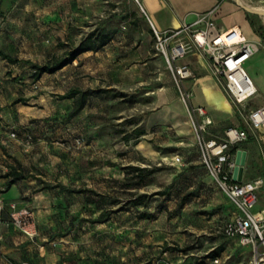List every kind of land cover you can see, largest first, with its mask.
<instances>
[{
  "label": "crops",
  "instance_id": "obj_1",
  "mask_svg": "<svg viewBox=\"0 0 264 264\" xmlns=\"http://www.w3.org/2000/svg\"><path fill=\"white\" fill-rule=\"evenodd\" d=\"M241 1L264 8V0ZM209 11H214L219 28H237L248 40L264 41L251 25L249 13L235 0H0V51L18 59L12 63L0 55V200L33 213L30 236L9 224L8 211L4 213L0 264H143L144 250L156 251L147 254V262L159 255L162 242L155 234H150L149 242H119L118 252H112V242L103 237L125 230L114 221L121 210L117 207L127 201L117 196L115 185L135 191L136 187L126 185L132 176L127 168L150 169L159 159V151L143 139L160 138V147L172 149L171 137L192 132L165 60L152 48L153 29H177ZM259 18L264 26V18ZM99 37L106 40L101 48L77 51L83 42L94 43ZM52 57L67 59L66 64L35 79L31 63L44 64ZM179 63L193 73L183 81L192 104L203 107L213 120L209 137L223 139L230 127L245 129L247 139L237 144L247 152L244 174L258 167L257 158L264 170V129L246 125L204 56L191 53ZM244 69L256 86L258 108L264 107V47L246 61ZM73 89L93 94L68 117L79 96H62ZM128 100L140 107H129L136 114L125 116L124 107L118 105ZM110 118L122 128L113 130ZM131 118L137 123L121 126ZM137 128L143 130L137 145L122 139ZM78 137L84 145L75 148ZM193 165L203 167L199 152ZM262 175L264 171L250 172L244 180ZM59 185L92 190L119 203L102 204L98 195L70 192ZM104 210L109 217L96 221ZM209 250L216 254L209 252L199 264L224 263L223 248Z\"/></svg>",
  "mask_w": 264,
  "mask_h": 264
},
{
  "label": "built area",
  "instance_id": "obj_2",
  "mask_svg": "<svg viewBox=\"0 0 264 264\" xmlns=\"http://www.w3.org/2000/svg\"><path fill=\"white\" fill-rule=\"evenodd\" d=\"M213 13L198 14L193 23L183 24L177 29H153L154 45L158 54L163 56L179 98L187 108L199 161L211 181L233 205L234 210L223 228V235L249 249L251 259L248 264H264V209L258 210L260 193L264 190V175L249 181L244 180V175L242 182L232 180L236 166V151L232 147L245 141L247 132L242 128L230 127L225 130L223 139L209 137L212 118L203 107L192 104V94L183 86V81L193 77V73L179 60L191 53L201 54L208 60L213 76L246 125L252 130L264 129V107L244 114L245 104L257 94L244 64L258 51L259 44L246 39L237 28H219ZM11 136L15 137L16 134L11 133ZM83 145L84 140L79 137L73 142L75 148ZM171 164H181V158L172 157ZM6 211L8 223L30 236L28 226L33 218L32 211L18 207L15 202L0 200V226L5 221ZM214 263H219V260L214 259Z\"/></svg>",
  "mask_w": 264,
  "mask_h": 264
},
{
  "label": "rangeland",
  "instance_id": "obj_3",
  "mask_svg": "<svg viewBox=\"0 0 264 264\" xmlns=\"http://www.w3.org/2000/svg\"><path fill=\"white\" fill-rule=\"evenodd\" d=\"M246 5L256 8L260 7L258 4H253V2H249ZM249 15L252 16L251 18L256 26L262 25V19L259 17L264 18V16L250 13ZM261 44H259V48L264 47V41ZM152 48L155 49L154 44ZM175 88L177 90L176 86ZM118 106L124 107L125 116L136 114L134 110L129 111V107H140L138 104L134 105L131 100ZM259 106V99L254 97L245 104L244 114L248 115ZM111 118L108 120V124L113 130H120L122 127ZM105 122L103 121L102 123ZM171 138H173L175 146L172 149L160 147L159 143L162 140L160 138L148 137L143 139L159 151V159L152 162L150 169H147L157 171L152 176L145 177L142 185H136L135 191L130 190L131 188H124L121 184L115 185L117 186L115 190L117 196L124 200L127 199V201L121 202L117 207V209L121 208V210L116 211L114 221L119 228L120 225L121 227H126L123 232L113 231L105 234L103 237L104 241L112 242L111 251L118 252L117 247L119 244L117 243L119 242L138 239H143V242H149L151 240L150 234H155V239L164 244L159 245L162 248H164L165 244H168L171 248L176 246L178 248H189L185 252L175 250L172 254V251L163 254L164 251L159 249V255H153V259L149 262L146 261L149 258L147 254L151 252L153 254L156 251L144 250V258L146 257V259L143 264H199L206 254L211 253L210 248L221 249V246L224 250L220 258V261L224 262L222 264H248L251 259L249 249L237 245V242H231L223 235V228L234 210L232 203L210 181L204 167L195 168L193 165L194 154L198 152L194 143L193 133L190 132L182 138L174 136ZM174 156L181 158V164H171V158ZM188 162L191 163L190 167H186ZM249 164L251 163L248 159ZM256 164H258L257 168L251 167L247 169L244 174L245 178L249 176L250 172L262 173L264 171L258 158ZM137 181V179H128L126 182L131 184V187ZM168 187H171V189L167 194H157L160 191L167 190ZM191 193H195V195L189 196ZM140 194H147L148 197L145 204L138 207L128 204L129 199H134ZM185 197L187 198L186 203L182 208H179L180 202ZM259 205L264 208V193H260ZM152 240H154V237ZM127 252L129 253L130 249H127Z\"/></svg>",
  "mask_w": 264,
  "mask_h": 264
},
{
  "label": "trees",
  "instance_id": "obj_4",
  "mask_svg": "<svg viewBox=\"0 0 264 264\" xmlns=\"http://www.w3.org/2000/svg\"><path fill=\"white\" fill-rule=\"evenodd\" d=\"M249 17H250L251 25L253 26L255 32L262 38V40H264V26L263 25L256 26L254 21L251 18L252 16L249 15ZM92 36H93V34H92ZM92 36L88 37V39H91ZM105 43H106V40L104 39V37H99L94 43H92L91 40H89L88 42H83L77 51L96 50L98 48H101ZM0 55L12 63L18 62V59H14L2 51H0ZM73 56H75V53L70 54V57H73ZM66 61H67V59H60L57 57H52L47 62H45L44 64L31 63V66L35 71L34 72L35 79H37L41 74H43L45 72H54V71L62 68L66 64ZM91 94H93V92H91V91H82L79 89H73V90H70L67 94L63 95L62 96L63 98H74V97H76V95L79 96L78 100H76V102H75V106H74L73 111L69 114L68 117H71L75 113L80 111L84 107V105L86 104L88 96H90ZM134 123H137V119L131 118L129 120H125L124 122H122L121 126H130ZM142 134H143V130H141L140 128L139 129L137 128V129H135L133 134L126 133L122 139L125 142L132 140V145H137L140 141V135H142ZM79 138H81V137H79ZM81 139H83V138H81ZM232 149H233V151H237L238 145L233 146ZM127 170H128L127 173L132 175L131 178H128L129 180H136V179L138 180L137 182H134V184H132V186H135V187H136V185L137 186L140 184L142 185L145 177H147L150 174L157 171V170L148 171L147 169L139 168V167H128ZM126 185L128 186L131 184H126ZM59 187L61 189H64V190H67L70 192H73V191H76L78 193L89 192L91 194L98 195L96 192H94L92 190H84V189L74 190L71 188H66L62 185H59ZM170 189H171V187H168L167 190L160 191L157 194L165 195L169 192ZM192 195H195V193L189 194V196H192ZM98 196H99V199H100L102 204L116 205L119 203V200L116 198L108 197L105 195H98ZM147 197H148L147 194L137 195L136 197H134V199L129 200L128 204L143 205V204H145ZM186 200H187L186 197L184 199H182V201L179 204V208L183 207V205L186 203ZM109 215H110V212L104 210L96 221L106 220L109 217ZM221 248H222V246H221ZM188 249L189 248H178L177 246L175 248H171V247L167 246V244H166L164 246V248L162 249V251H175L176 250L179 252H185ZM215 254H216L215 252H211L209 255L214 256Z\"/></svg>",
  "mask_w": 264,
  "mask_h": 264
},
{
  "label": "water",
  "instance_id": "obj_5",
  "mask_svg": "<svg viewBox=\"0 0 264 264\" xmlns=\"http://www.w3.org/2000/svg\"><path fill=\"white\" fill-rule=\"evenodd\" d=\"M236 3L240 8H242L244 11L258 16H264V11L256 10L253 7H250L248 5H245L241 2V0H235ZM246 156L247 152L245 150L238 149L236 151V157H235V163L236 166L234 168L233 177L232 180L235 182H242L243 175L246 167Z\"/></svg>",
  "mask_w": 264,
  "mask_h": 264
},
{
  "label": "bare ground",
  "instance_id": "obj_6",
  "mask_svg": "<svg viewBox=\"0 0 264 264\" xmlns=\"http://www.w3.org/2000/svg\"><path fill=\"white\" fill-rule=\"evenodd\" d=\"M242 2V1H241ZM244 3V2H243ZM246 3V2H245ZM254 9H256V10H260V11H264V8H256V7H253Z\"/></svg>",
  "mask_w": 264,
  "mask_h": 264
}]
</instances>
